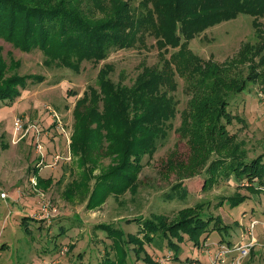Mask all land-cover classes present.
Wrapping results in <instances>:
<instances>
[{"label":"rangeland","instance_id":"rangeland-1","mask_svg":"<svg viewBox=\"0 0 264 264\" xmlns=\"http://www.w3.org/2000/svg\"><path fill=\"white\" fill-rule=\"evenodd\" d=\"M131 1L134 4L136 0ZM259 22L257 30L251 17L240 14L208 28L189 42V49L203 60L209 59L218 65L227 64L243 45L251 47L256 56L259 50L264 55V19ZM0 47L4 58L8 59L9 53L20 63L18 72L21 75L36 74L45 78L34 83L28 81L27 87L19 89L20 94L12 103L0 102V193L6 194V199H0V264H43L52 258L58 260L57 264H106L111 261L143 264L134 253V245L123 243L127 235L135 236L142 228L141 221L134 219L164 215L169 222L175 221L176 213L188 207L198 212L206 210L205 213L218 218L227 228L209 232L206 239L205 234H201L198 246L178 243V260H173V253L166 248L161 250L152 244L146 246V250L158 264L190 260L208 264V249L214 253L219 243L239 242L250 220L264 224V193L254 194L245 187H237L243 183L239 184L233 176L215 178L213 183L205 185V180L210 178L205 169L221 152H242L249 158L264 153V96L260 84L249 83L228 106L227 112L233 117L227 131L243 143L236 149L237 144L233 148L217 147L211 140L201 147L188 134L175 131L180 124L179 112L189 98L178 80L173 129L158 145L149 163L143 158L136 177L137 188L133 186L121 192L118 190L120 183L115 184L118 187L107 180L103 186L96 183V179L118 162L121 154L115 150L119 140L114 143V135L106 138L105 131H99L93 123L91 109L102 107L99 99L98 103L94 102L93 95H101L99 69L105 65L108 68L104 69L102 81L119 86H130L142 67L155 66L158 63L155 41L147 37L138 49L113 51L98 65L84 63L77 74L47 68L42 64L43 56L39 51L21 52L3 40H0ZM252 61L260 63L255 58ZM84 96V103L75 108L76 100ZM16 120L22 126L19 131L14 126ZM86 123L90 125L92 139L87 148L74 153L71 150L74 130H82ZM55 156L58 160L54 166ZM88 167L92 172H87ZM37 179H50L51 183L42 189ZM176 185L180 193L168 200L166 196ZM235 195L247 199L232 206L230 198ZM224 198L228 199L223 202ZM41 199L49 201L51 211L48 214H53L49 215L53 216L49 222L40 219ZM220 201L222 205L217 206ZM243 214L247 216L245 219ZM22 216L28 217L27 232ZM102 224L113 225L122 237L104 230L100 227ZM254 234L258 244L244 259V264H264V234L260 224ZM123 252L126 257L122 260ZM226 264H231V260Z\"/></svg>","mask_w":264,"mask_h":264},{"label":"trees","instance_id":"trees-1","mask_svg":"<svg viewBox=\"0 0 264 264\" xmlns=\"http://www.w3.org/2000/svg\"><path fill=\"white\" fill-rule=\"evenodd\" d=\"M240 14L251 17L253 27L258 30L259 19H264V0H136L134 4L131 0H0V40L21 52L39 51L43 56L42 64L47 68L74 74L80 72L84 63L98 65L105 61L113 51L140 48L147 37L155 41L158 50L155 66L142 67L130 86H119L102 81L104 69L108 68L105 65L99 69L98 92L102 96L93 95L94 102L99 99L102 103L100 110L91 109L93 123L99 131H105L106 138L114 135V143L119 140L115 150L121 154L117 156V165H113L115 168L96 179V183L101 186L106 180L113 185L120 183L118 190L122 192L133 186L137 188L136 177L143 158L149 163L158 145L173 129L178 80L189 98L179 112L180 124L175 131L188 134L201 147L209 140L217 147L233 148L237 144L238 149L243 144L227 131L233 117L227 110L233 97L249 83L260 84L264 96V55L259 50L256 56L251 47L243 45L231 62L218 65L209 59L203 60L188 46L208 28ZM7 56L8 59L2 56L0 47V102L5 104L12 103L28 81L45 79L36 74L21 75L20 63L13 60L11 54ZM254 58L260 63L252 61ZM84 100L85 96L76 100L74 107H80ZM73 135L71 150L74 153L87 148L92 139L90 125L86 123L82 130L76 128ZM235 153L221 152L209 163L205 171L210 178L205 180V185L213 183L215 178L233 176L239 184L243 183L237 187H245L254 194L264 193V153L254 158ZM87 172L92 169L88 167ZM37 180L42 189L51 183L50 179ZM178 187H172L171 194L166 196L168 200L180 193ZM225 199L228 198L222 201ZM246 199L238 195L230 198L232 206ZM222 201L217 206L222 205ZM90 202L91 197L88 204ZM205 211L183 208L176 213L175 221L170 222L164 215L134 219L141 221L142 228L135 236L127 235L123 243L134 245V253L143 264H158L146 250V246L152 244L171 251L173 260H178V243L198 246L201 234H205L206 239L209 232L227 228ZM27 219L22 216L25 232ZM100 227L120 235L111 224ZM113 245L117 247L115 242ZM124 256L123 252L121 259Z\"/></svg>","mask_w":264,"mask_h":264},{"label":"built area","instance_id":"built-area-1","mask_svg":"<svg viewBox=\"0 0 264 264\" xmlns=\"http://www.w3.org/2000/svg\"><path fill=\"white\" fill-rule=\"evenodd\" d=\"M14 126L16 128V131L21 130L22 126L19 123L18 120L14 122ZM38 152L41 150L40 145L37 146ZM58 160V156L54 157V166L56 165ZM31 182L36 185V182L32 179ZM37 191V190H36ZM40 196L44 197L42 193H40ZM42 197V198H43ZM0 198L1 199H6V194L5 193H0ZM41 199V215L40 219H46L48 222L50 221L49 219L52 218L53 214H48V211H51V208L49 207V201L45 202L42 201ZM247 216L246 214H243L242 218L245 219ZM261 225L263 227V234H264V224L259 223L257 220H250L248 227L245 229V232L240 236V240L237 243L234 244H223L219 243L217 244L216 250L214 253L210 252L208 249L206 254L209 259L208 264H226L229 260H231V264H244V259L249 257L252 253V251L255 249L256 245L258 244L257 239L254 234V230L257 225ZM58 260L54 259L51 261H45L43 264H57ZM179 264H202L198 260H190L186 261L185 263H179Z\"/></svg>","mask_w":264,"mask_h":264}]
</instances>
